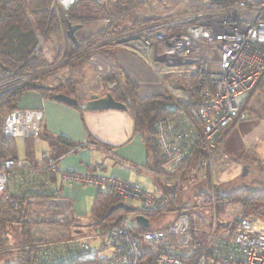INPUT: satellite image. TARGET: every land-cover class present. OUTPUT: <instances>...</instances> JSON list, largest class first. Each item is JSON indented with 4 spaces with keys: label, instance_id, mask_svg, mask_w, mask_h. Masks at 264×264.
Listing matches in <instances>:
<instances>
[{
    "label": "built area",
    "instance_id": "2783aa9c",
    "mask_svg": "<svg viewBox=\"0 0 264 264\" xmlns=\"http://www.w3.org/2000/svg\"><path fill=\"white\" fill-rule=\"evenodd\" d=\"M154 1L146 17L148 24L120 42L123 49L156 61V75L170 87L174 101L166 105L167 115L154 125L160 171L153 173L174 190L157 196L139 182L94 172L62 171L58 160L47 154L36 164L19 157L0 161V205L18 208L20 199L31 204L29 218L36 222L31 217L36 215L40 220L32 234L35 229H59L72 217L69 201L60 197L51 181L56 175L70 188L91 186L128 206L138 203L132 207L135 215L121 218L102 235L96 231L100 239L96 247L93 243L97 240L81 237L36 240L35 264H148V254L154 257L153 264H264L262 217L249 216L240 219L236 227L214 231L203 254L200 245L190 246L189 214H179L161 229H154L150 221L154 214L169 210L199 150L212 151L229 164L221 136L232 124L248 119L246 103L258 86L254 104L264 109V0ZM80 2L103 0H54L52 10L67 11ZM104 60L90 58L99 78L112 73L110 63ZM29 76L11 72L0 78V100ZM43 120V110L18 108L6 116L3 135L37 138ZM260 167L258 185L264 191V155ZM137 216L148 219L150 227L140 226ZM75 232L81 234L82 230ZM196 250L200 255L194 260Z\"/></svg>",
    "mask_w": 264,
    "mask_h": 264
},
{
    "label": "trees",
    "instance_id": "16d2710c",
    "mask_svg": "<svg viewBox=\"0 0 264 264\" xmlns=\"http://www.w3.org/2000/svg\"><path fill=\"white\" fill-rule=\"evenodd\" d=\"M53 4L54 0H0L1 78H5L11 72H16L19 75L29 74L51 65V62L49 64L43 58L44 46L49 41H53L54 45L58 46V54L55 57V61H67L69 58L77 56L80 52L96 46L111 34L126 31L130 24L136 26L139 23L138 17H135L133 13L138 8L139 0H116L111 17L113 20L118 21V23L113 21L115 23H111L107 28L86 33H83L87 25L86 19H82L74 13L77 5L65 11L61 8L52 10ZM173 6L172 4L171 7ZM69 23L82 25V28L77 30L75 34L78 46L68 39L67 25ZM41 39L43 40L42 43H40ZM74 63V61L72 63L67 61L64 67L60 69L73 67ZM80 66L81 64L77 65V67ZM79 70L81 69L79 68ZM120 71L126 77V79L124 77V81L121 82L117 79L106 80L101 87H103L106 94H111L117 102L128 106V112L133 116L137 130H145L147 132L150 150H152L154 156L153 171L159 172L160 155L157 148L154 125L159 119L167 115L166 105L174 101L173 97L167 91L154 93L147 97H140L138 95L137 84L131 81L121 69ZM75 78H73L74 80H66L67 86H53L52 89L45 86L43 89H38L37 86L40 85L28 84L11 94L9 93L0 100V161L17 158L18 156L16 139L5 137L3 135V126L6 116L11 111L20 108L19 103L23 96L29 91H37L44 97L53 99L56 94L63 93L81 101L77 97V88L82 84V79L81 77L78 80H76L78 77ZM257 88L251 93L246 103V106H248L246 108L249 112L251 111V101ZM236 125L234 123L224 131L221 136L222 141L225 140L227 131ZM32 139L27 138L26 140L31 141ZM30 149V144H28L26 150L27 156L32 158L33 151ZM206 153L207 150L203 148L199 150L192 161L191 167L195 162L198 177L206 182L208 192L212 194L208 206L215 205L218 211H222L224 205L240 202L244 205L247 213L241 219L249 216L264 218V191L252 188H240L232 191L229 195L223 194L219 190L220 185L214 184L210 175V158ZM28 161L32 164L37 163ZM185 182L186 178L183 179V184ZM38 197L49 196H34V198ZM176 199L177 197L173 200L171 207L176 204ZM120 202V199L113 195L98 192L91 209V217L93 225L99 234H104L109 228L117 224L121 218L136 214V210L131 212L119 210L109 215V209ZM32 209L33 206L26 204L24 199H20V206L18 208L0 205V256H9L15 253L16 259L13 264H35L39 242L36 241L32 234L33 228L37 225L35 221L29 218ZM157 215L154 214L153 216ZM238 222L234 227L238 225ZM14 223L19 225V229L16 234L15 243L9 245L11 239L8 236L7 229L8 226L11 227ZM62 228H66L65 225L61 226ZM195 241L196 237L191 232L190 246L198 245ZM11 246H13L14 250H11ZM15 250L16 252H14ZM198 251L196 250V253L193 254L194 260L200 255ZM145 258L148 264H153L154 257L152 255L148 254Z\"/></svg>",
    "mask_w": 264,
    "mask_h": 264
},
{
    "label": "rangeland",
    "instance_id": "374dc122",
    "mask_svg": "<svg viewBox=\"0 0 264 264\" xmlns=\"http://www.w3.org/2000/svg\"><path fill=\"white\" fill-rule=\"evenodd\" d=\"M115 1L116 0H103L101 3L82 2L77 5L74 13L80 18L86 19L87 23L83 33L89 31L96 32L103 28H107L111 23H118V21L113 20L111 17ZM154 4V0H139L138 8L133 12L134 16L138 17V25L133 26L130 24L131 26L129 25L126 31L111 34L96 46L80 52L75 57L69 58L67 60L69 63H72V61L75 62L73 67L60 69L64 67L67 61H55V57L58 54V46L54 45L53 41L47 42L44 46L43 58L48 61L49 64L51 62V65L45 69L29 73L30 76L24 82H19L8 93L11 94L28 84L45 86L49 89H52L53 86H67L66 80H74V77H78L77 79L75 78L78 80L79 77H81L82 84L77 88V97L80 98V87L86 83L91 84V86L88 87L89 91H91L90 93L100 94L102 96L106 95L103 87H101L106 80L117 79L122 82L126 79L120 71V66L117 65L118 51L123 49L120 41L130 38L148 24L146 17L152 12ZM42 41L41 39L40 43H42ZM92 56L107 60L110 63L112 73L106 77L101 76L102 78H99L94 65L90 63V58ZM141 56L147 59L144 54ZM150 61L153 62L152 59H150ZM87 63L88 66H91L93 71L89 67L86 68ZM78 64H81V66L77 67ZM79 68L81 70H79ZM96 81L99 84L98 89H95ZM254 103L255 100H252L248 119L230 128L227 131L225 140L222 141V143H224L223 152L228 156L229 164L225 165L221 159L215 157L212 151H207L206 153L210 158V175L213 182L214 184L220 185L219 190L225 195H229L232 191L240 188H252L261 191L258 184L261 182L260 163L264 155V109ZM21 141V138L17 139L19 152L23 155L24 150ZM245 165L248 166V174L243 178L241 175ZM154 179L156 181L155 185L157 190L155 191L157 196L173 192V186L164 182L159 177ZM205 183L203 179L198 177L196 163L194 162L193 166L190 167L187 172L186 182L178 188L176 204L170 207L169 210L160 213L159 216L151 217L150 220L154 229H161L173 222L180 213L186 212L191 219L192 231L196 237L195 242L198 245L200 243L201 254L204 253L203 247L207 245L214 231L218 232L233 228L242 217L247 215L244 205L240 202L226 204L223 206L222 211H218L215 205L208 206L212 194L208 192ZM39 205L40 203H38V206ZM137 205L138 203L133 202L131 207L136 208ZM91 207L92 201L89 200L87 210L78 217L79 227L76 225L73 226L75 222L73 220L68 221L65 224L66 228L62 229L61 227L57 229L52 227L47 228L45 226L44 228L47 229H44V231H38V229L34 230V238L36 240L44 238L48 241L49 239L81 237L90 241L91 239L97 240L96 243H93V247H96L99 245L100 239L96 233L93 219L90 215ZM181 209L183 210L181 211ZM31 217L34 218L38 224V221H40L38 220V216L31 215ZM77 228L82 230L81 234H76L75 230ZM18 229L19 225L16 223L11 227L8 226V236L11 239L9 245L15 243ZM11 248V250H14L13 246H11ZM14 252H16V250ZM15 259V253L9 256H0V264H13Z\"/></svg>",
    "mask_w": 264,
    "mask_h": 264
},
{
    "label": "crops",
    "instance_id": "0c3cea01",
    "mask_svg": "<svg viewBox=\"0 0 264 264\" xmlns=\"http://www.w3.org/2000/svg\"><path fill=\"white\" fill-rule=\"evenodd\" d=\"M142 58L129 49L118 51V65L137 84L138 95L147 97L154 93L169 92L170 87L156 75L157 62ZM86 66L91 68L88 63ZM97 81L95 89L99 88ZM89 86L91 84L86 83L80 87V103L93 95ZM19 107L43 110L44 120L39 137L31 141L22 138L23 155L19 152L16 139L17 157L40 162L42 155L47 154L58 160L62 171L94 172L139 182L147 191L157 195L154 179L157 176L153 173L154 156L148 143V134L145 130L136 129L134 118L128 111H86L81 106L70 107L56 102L37 91L27 92ZM28 144L33 151L32 158L27 156ZM52 178L60 197L69 201L68 210L72 211L70 220L76 222L73 226L79 227L78 217L87 210L89 200L93 206L99 191L91 186L70 188L61 181L59 175Z\"/></svg>",
    "mask_w": 264,
    "mask_h": 264
},
{
    "label": "water",
    "instance_id": "95a60500",
    "mask_svg": "<svg viewBox=\"0 0 264 264\" xmlns=\"http://www.w3.org/2000/svg\"><path fill=\"white\" fill-rule=\"evenodd\" d=\"M82 25L80 24H72L69 23L67 25V36L68 39L73 42L74 44H77V39H76V32L77 30L81 29ZM38 89H43L44 86H37ZM53 100H55L56 102L65 104L67 106L70 107H77V106H81L84 110L86 111H91V112H98V111H107V110H115V111H128V106L124 103L121 102H117L111 94L107 93L106 95L102 96L99 94H93L89 100H87L84 103H80L78 101V99L73 98L69 95L60 93V94H56L53 97ZM248 174V166L245 165L243 167L242 170V177H246ZM119 210H124L126 212H131L133 211V208L131 206H128L126 204L123 203H119L115 206H112L109 209L108 214L111 215L116 211ZM136 222L142 226L143 228H149L150 227V223L148 221V219L142 217V216H137L136 217ZM79 233V232H78Z\"/></svg>",
    "mask_w": 264,
    "mask_h": 264
}]
</instances>
